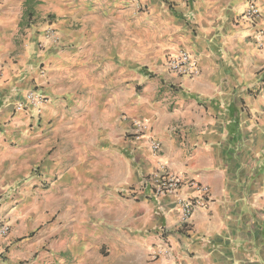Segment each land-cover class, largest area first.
<instances>
[{"label": "crops", "instance_id": "crops-1", "mask_svg": "<svg viewBox=\"0 0 264 264\" xmlns=\"http://www.w3.org/2000/svg\"><path fill=\"white\" fill-rule=\"evenodd\" d=\"M256 1L254 27L246 0H0V264H264ZM47 18L61 44L41 51ZM180 49L197 76L166 69ZM34 89L38 119L15 110ZM161 166L207 190L186 223L146 182Z\"/></svg>", "mask_w": 264, "mask_h": 264}, {"label": "built area", "instance_id": "built-area-1", "mask_svg": "<svg viewBox=\"0 0 264 264\" xmlns=\"http://www.w3.org/2000/svg\"><path fill=\"white\" fill-rule=\"evenodd\" d=\"M244 21L252 26H256L261 18V11L256 0H246L245 8L242 12ZM252 40L258 51L264 53V27L257 28L252 35ZM61 44L59 33L50 25L45 29L43 41L39 42V50L56 49ZM166 69L179 77L193 78L199 74V63L196 57L188 51L180 49L175 53L167 54L164 63ZM42 74V72H40ZM48 103L47 97L43 96L37 90H31L25 93L22 101L15 104V110L23 111L31 117L38 119L41 115L42 108ZM147 124L143 120L131 119V139L138 142L141 139L147 140L152 154L159 155L161 144L147 135ZM146 182L151 186L153 196L157 198H171L181 211V220L186 223L195 210L204 208L207 190L194 180L188 181L187 185L191 188L196 196L192 198L185 197L181 188L184 180L181 175L170 173L165 170L164 166L160 167L157 173L148 175ZM9 223L0 215V236H5L9 232Z\"/></svg>", "mask_w": 264, "mask_h": 264}, {"label": "rangeland", "instance_id": "rangeland-1", "mask_svg": "<svg viewBox=\"0 0 264 264\" xmlns=\"http://www.w3.org/2000/svg\"><path fill=\"white\" fill-rule=\"evenodd\" d=\"M137 11L138 12H141V13H144V12H147V7L146 6H143V9H142V7H140V9L138 8L137 9ZM29 22H30V20L29 19H22L20 22H19V26H27L28 24H29ZM45 22L47 23V27L50 25L51 27H52V25H51V19L50 18H47L46 20H45ZM46 27V28H47ZM45 28V29H46ZM53 28V27H52ZM55 29V28H54ZM56 30V29H55ZM45 31V30H44ZM57 31V30H56ZM43 35H44V32H43ZM61 37V36H60ZM42 41H43V38H42ZM16 42H18V41H16ZM34 90H36V89H34ZM56 217V216H55ZM54 220V218H52V220L51 221H49V222H52ZM56 220V219H55Z\"/></svg>", "mask_w": 264, "mask_h": 264}]
</instances>
